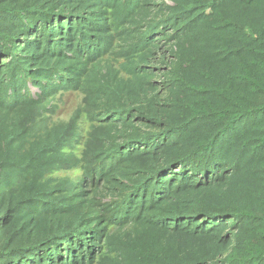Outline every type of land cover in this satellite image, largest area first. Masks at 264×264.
<instances>
[{"label":"trees","instance_id":"1","mask_svg":"<svg viewBox=\"0 0 264 264\" xmlns=\"http://www.w3.org/2000/svg\"><path fill=\"white\" fill-rule=\"evenodd\" d=\"M0 264H264V0H0Z\"/></svg>","mask_w":264,"mask_h":264},{"label":"rangeland","instance_id":"2","mask_svg":"<svg viewBox=\"0 0 264 264\" xmlns=\"http://www.w3.org/2000/svg\"><path fill=\"white\" fill-rule=\"evenodd\" d=\"M123 45H124L123 41L120 40L114 41L111 52L105 55L104 59L99 64L100 74L104 73L107 67L110 66L114 70L119 71L118 72L119 76L121 75L126 76L125 72L121 68L122 64L125 62L123 55H121V52H123L124 50L122 48ZM167 48H168L167 44L165 46L164 43V46L162 45V50L160 52H155L154 55L155 58L152 61L147 62V66L151 68L160 67V69L156 71V75L153 77V80L157 82L155 85L156 90L154 91V93L158 98H164L166 94V88L161 83V81L163 80V71H164L163 69L165 67V65L161 62V56L163 53L167 54ZM85 96H86L85 93L79 90L65 91L61 94H58L56 96L57 101L55 103L57 105V108L55 112L52 114L45 113L44 115L48 116L49 123H60V122L65 123L72 117V115L77 109L83 110V108L85 107V103H84ZM129 106H135V105L131 104ZM78 126L80 128L79 132L81 138L79 139L80 143L78 145L75 144L76 149L74 151L76 152L77 155L80 153L82 147L81 144L82 142H84L86 133L89 130V122L84 111L80 112L78 118ZM79 172L80 171L78 169H74V170L53 171L52 174L53 176H64V175L75 176ZM101 196L102 197L106 196V193L103 190L101 191ZM94 257L97 258V255H94Z\"/></svg>","mask_w":264,"mask_h":264}]
</instances>
